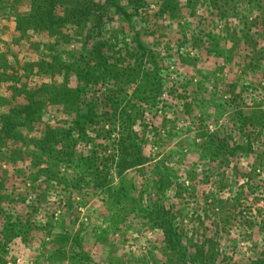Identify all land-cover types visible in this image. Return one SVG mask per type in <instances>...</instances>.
Listing matches in <instances>:
<instances>
[{
	"label": "rangeland",
	"instance_id": "1",
	"mask_svg": "<svg viewBox=\"0 0 264 264\" xmlns=\"http://www.w3.org/2000/svg\"><path fill=\"white\" fill-rule=\"evenodd\" d=\"M161 1L145 0L148 7L139 13V20H134L143 44L157 53V62L162 63L159 103L152 106L148 104L149 98L132 93L140 81L131 82L124 93H119L110 81L102 78L97 86H89L86 103L98 106L107 100L109 107L103 112L111 114L124 109L131 120L135 112L134 129L148 147L155 143L150 151L161 168L166 166L165 159L170 157V152L180 156V164L175 166L180 171L178 183L184 191L177 197L174 178L168 171L173 185L160 196L149 177L139 169L127 170L120 177L97 178V186L92 184L95 177L75 169L79 161L66 154L67 151L74 152L78 158L89 157L92 151L113 150L112 140L96 136L108 129L105 124L88 126L91 144L77 140L76 145L68 144L71 149L62 154L60 147H54L53 158L47 162L27 148L26 143L35 137L39 128L37 124L12 121L11 110L16 104L25 103L24 93H32L42 84L52 82L50 75L38 71L37 65L50 64L54 58L68 61L72 52L76 58L80 47L55 46L56 36L49 33L28 32L21 38L15 31L14 18L17 14L27 15L29 1L0 0V264H168L173 259L177 261L166 247L160 230L140 215L128 214L122 203L108 202L107 189L118 191L123 187L132 199L138 198L142 203L163 197L164 207L176 223L180 240L176 255L180 260L184 254L186 261L192 258L197 264L264 263V253H261L264 251V130L256 127L249 132L253 149L262 159L255 155L244 157V154L235 159L227 156L223 166L218 164L219 159L211 163L214 170L211 172L208 162L202 158L208 152L201 144L202 137H198L196 127L204 120L201 111L206 112L210 116V122L205 123L208 134L225 141L229 148H236L244 141L236 111L249 116L256 104L264 112V0H173L181 13L173 20L154 14ZM188 2L194 3L188 6ZM112 19V26L121 27L117 16ZM107 31L104 28L102 38L108 41L107 54L118 60L120 67L134 69L149 81L153 65L148 58H142V51H136L128 34L130 29L125 27L128 35L118 32L114 37ZM251 35L256 36L255 44L249 46ZM249 53L256 62L247 66L244 57ZM254 63L259 66L257 69H252ZM3 68L9 69L6 75H14V82L1 76ZM110 71L107 65L99 75L105 76ZM12 89L15 94L20 93L15 99ZM192 92L197 94L194 99ZM193 100L203 103L196 106ZM177 102L180 105L191 102L193 116L182 123L184 135L173 141L163 136V121L171 119L165 114L164 105L174 108ZM132 105H135L133 111L129 109ZM54 112L55 108H47L44 118H54L57 115ZM94 113L101 115L99 111ZM64 119L54 126L60 129L68 126L71 130L69 124L61 123ZM119 122L115 121L117 126ZM73 133L72 136L77 135ZM180 139L186 144L180 143ZM177 141L179 147H175ZM10 151L20 156L19 160H11ZM183 155L186 160L181 158ZM248 165L255 171L246 181L244 167ZM233 168L243 176H236ZM70 174L76 177L82 174L84 184L72 188ZM72 196L81 205L74 213L75 227L70 236H76V240L63 243L58 236V224L66 215L59 209V202L67 204ZM113 213L128 215L121 225L110 227L107 215Z\"/></svg>",
	"mask_w": 264,
	"mask_h": 264
},
{
	"label": "trees",
	"instance_id": "2",
	"mask_svg": "<svg viewBox=\"0 0 264 264\" xmlns=\"http://www.w3.org/2000/svg\"><path fill=\"white\" fill-rule=\"evenodd\" d=\"M28 1L29 8L27 15L24 17L17 14L14 18L15 31L20 34L21 38L26 37L28 32L49 33L56 36L55 46L63 44L66 46L72 45L74 48L79 46L80 50H78L79 53L76 58L73 57L74 55L72 52V56H70L68 61L62 62L54 58L50 64L41 63L37 65L38 71L50 75V80L52 82L50 84H42L32 93H24L22 98L25 100V103H18L14 109L11 110L13 113L11 116L12 121L19 122V124H37L39 128V131L34 135L35 137L30 138L26 143L27 148H31L32 152L35 151L41 158H45L47 162L53 158L51 154L54 147H60L61 151L59 153L62 154L63 151L65 152L67 149H71L68 144L71 146L76 145L77 140L86 144H91L93 140L88 136V126L97 127L100 124H105L108 129L105 132H100L96 136L104 140H112L111 142H113L114 145L113 150L92 151L89 156L90 158L83 156L77 158L74 156V152L70 153L67 151L66 154H71L73 158L79 161V166L75 167V169L87 171L88 174L95 177L92 179L93 186L98 185L97 178L106 179L109 176L120 177L127 170L139 169V172H143L144 175L149 177L148 180L152 181L151 184L154 187V191L160 196L164 195L168 191V188L173 185L170 175H168L169 172L172 174L175 188L178 190V192L175 193V197L180 196V193L184 190L178 183V179L181 175L180 171H178L175 166L178 163L180 164V156L177 155L176 157V154L173 155V153L170 152V157L165 159L166 166L161 168L154 158L155 154L150 151L155 147V143H152L148 147V145L142 142L137 135L136 129H134V125H136L135 112L131 120V116H128L124 109L120 110V112H116L115 110L111 114L103 112L104 108L109 107L107 100L101 101L98 103V106L97 103H86V95L89 86H97V84L101 82V78L104 81H110L112 84L111 86L119 93H124L127 86L131 85V82L140 81L134 86L132 93L137 97L144 96L143 99L146 97L149 98L150 102L147 103L152 106H156L159 103L160 95L162 94L161 88L163 87V82L159 77L162 63H159V61L157 62V53L151 50V48L145 47L140 37L139 30L135 29V25H138L135 24V18L139 20V13L143 12L148 7L145 0ZM159 3L160 5L157 6L154 12L156 17H168L169 20H173L178 18L181 14L179 7L177 8L173 0H162ZM193 3L188 2V6ZM1 11L2 5H0V12ZM115 16H117L122 23L121 27L111 25V22H113L112 17ZM123 26L130 29L128 34H131V41L136 45V51H142V58H148L153 65V70L151 73L149 72L148 75L149 81H146L148 79L145 80L146 75L143 77V75H140V73L134 69L131 70L130 68L125 69L124 67H120L119 61L116 59L113 60V58L107 54L108 41H106V38L102 39L104 28L108 30L107 32L110 36L114 37L118 32L123 35L127 34ZM255 38L256 36L251 35L248 39L250 44L247 43V45H254ZM183 60L184 59H182V62ZM253 61L256 62V59L251 54H247V56L244 57V64L247 66ZM107 65L111 67V71L101 77L99 74L103 72ZM26 66L27 68H31L30 65ZM251 66L252 69H257L259 67L258 65L255 66V63ZM7 70L9 69L5 68L1 76L14 82V75H12V73L6 75ZM10 70L13 72V69ZM142 78H144V82H142ZM58 79L61 81L57 82L59 81ZM12 94V98L15 99L20 93L15 94L14 89ZM192 94L194 99L197 94L196 92H192ZM191 102L196 106L199 105V102L200 104L203 103L195 100ZM191 102L183 103L182 105L177 102L178 104L174 108L164 105V110H166L165 114L171 117L169 121H163L162 132L166 139L173 141L179 140L180 136L184 135L185 126H182V123L185 122L184 120H191L189 118L193 116L191 115L193 112ZM84 105L88 107L86 110L84 109ZM133 107H135V105L129 106V109L132 110ZM221 107V105L217 106L216 109L218 110ZM47 108H55L54 113L57 115L54 114V118L52 117L51 119L48 116L44 118ZM259 108L258 105L254 104L250 109L249 116H244L242 112L236 111V113L238 112L236 121L238 122L239 130L243 132L241 134L242 138L244 136V141H242L240 147L236 148H229L227 144H225V141H220L216 136L208 134V128L205 123L210 122V116L207 115L206 112L201 111L204 115V117H201L204 118V120H202V122L200 121L196 127L199 133L198 137H202L201 144L203 143L204 146H206L208 152V154L202 158L208 162V167L211 172L214 171L211 167V163H215V160L218 162L219 159L221 163L218 162V164L223 166L227 156L230 157V159H235L236 156L244 154V157L255 155L258 159H262L260 155L255 153L250 141L251 133H249L251 131L250 129L254 130L256 127H260L264 130V112H261ZM92 109H94V111H92ZM61 110H63V113ZM97 111L101 113L100 116L94 113ZM63 116L71 118L72 121L68 118L64 119ZM61 119H64L61 123L69 124L71 130L70 127L67 128L68 126L66 129H60L54 126L59 124ZM53 121L54 124L52 125ZM115 121H120L118 126ZM246 129L249 131L246 132ZM73 132H76L77 135L72 136V134H74ZM157 141H160V139ZM178 142L179 141H177L175 147H179ZM180 143L186 144V141L180 139ZM239 144L237 146H239ZM194 146L197 148L200 147V145ZM10 154L11 160H19L20 156L14 151H10ZM73 158H70V161L73 160ZM181 158L186 160V156L184 155L181 156ZM1 160H3L2 157ZM81 161L82 163H80ZM80 165L83 166V169H81ZM234 170L236 176H243V174L237 172V169ZM254 171L255 168H253L252 165L244 167V179L248 181L254 174ZM82 177V174H79L77 177L76 175L72 174L71 176L70 174V182H74L72 188L75 189L79 187L80 184H84V179H82ZM107 190L109 192L107 193L106 199L109 203H122L128 214L136 213L140 215L142 219L148 220L154 228L162 232L166 247L177 257V261L173 259L172 261H168V264H176L177 262L179 264H197L192 258V260L186 261V255L184 254H181V260L180 257L176 255V248L180 245V240L175 230L176 223L164 207L163 197L155 202L152 201V199H148V202L142 203L138 198L132 199L124 187L120 188L118 191L115 188ZM75 200L76 199L72 196V199L69 198L67 204L59 202V209L66 215L65 220L58 224L60 231L58 236L63 243L71 239L76 240V236L70 238L71 232L75 227L74 213H76L77 208L81 206ZM128 214L121 215V213H113L107 215V218L110 220L108 225H110V227L117 224L121 225L126 220ZM102 238L105 239V237ZM261 253H264V251Z\"/></svg>",
	"mask_w": 264,
	"mask_h": 264
}]
</instances>
